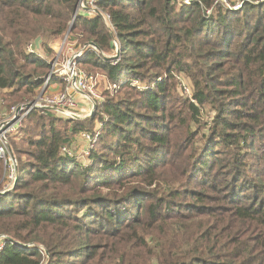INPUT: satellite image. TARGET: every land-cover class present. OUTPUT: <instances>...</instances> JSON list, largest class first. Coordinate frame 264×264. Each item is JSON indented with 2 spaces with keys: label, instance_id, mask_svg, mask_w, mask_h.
<instances>
[{
  "label": "trees",
  "instance_id": "1",
  "mask_svg": "<svg viewBox=\"0 0 264 264\" xmlns=\"http://www.w3.org/2000/svg\"><path fill=\"white\" fill-rule=\"evenodd\" d=\"M79 1L0 0V91L15 103L64 42L108 85L90 118L34 112L10 141L0 264H264V3L103 0L89 17ZM38 37L44 56L27 51ZM81 132L97 137L89 165L62 152Z\"/></svg>",
  "mask_w": 264,
  "mask_h": 264
},
{
  "label": "built area",
  "instance_id": "2",
  "mask_svg": "<svg viewBox=\"0 0 264 264\" xmlns=\"http://www.w3.org/2000/svg\"><path fill=\"white\" fill-rule=\"evenodd\" d=\"M103 0H82L78 10L88 12V16L98 15V5ZM183 4L190 6L193 0H182ZM225 9L239 11L243 4L231 3L229 0H221L219 3ZM78 11V12H79ZM207 16H211L213 8L204 9ZM102 17L107 26L112 28L111 16L107 13L102 14ZM65 42L56 52V56L52 61L51 74H60L63 76L64 90L57 93L49 91L50 76L47 78L44 86L39 89L35 98L31 101L10 106L5 111L1 112L0 119V160L3 162L4 170L3 177L0 183V194H5L14 189L18 180L19 160L11 149L10 141L17 138L24 127L25 120L34 112H40L43 115L50 111L56 114L58 118L69 121L73 119H87L93 116L98 105L104 101L103 96L97 90L98 78L95 75L88 74L84 70L77 67L76 61L82 56V51L69 48L71 51V58L68 59L67 65H59L58 58L63 54ZM116 51H119V45L115 44ZM28 52H36L35 44L31 43L27 46ZM181 89L186 95L192 96L193 87L190 80L185 76L179 78ZM1 104H4L2 102ZM63 111V112H61ZM79 137L88 142V149L85 155L88 157L90 150L97 141V137L87 133L81 132ZM62 152L74 155L71 148L65 147ZM5 236L0 237V253L7 245Z\"/></svg>",
  "mask_w": 264,
  "mask_h": 264
},
{
  "label": "rangeland",
  "instance_id": "3",
  "mask_svg": "<svg viewBox=\"0 0 264 264\" xmlns=\"http://www.w3.org/2000/svg\"><path fill=\"white\" fill-rule=\"evenodd\" d=\"M221 0H218L216 3H219ZM231 3H240V4H244V1L243 0H229ZM254 3H264V0H257V1H254ZM243 8V7H242ZM240 11V10H239ZM61 47V45H56L55 47V52L59 51V48ZM70 47H72L73 49H76V45H70ZM70 47H66V49L64 50L63 54L59 56L58 58V62H59V65L61 66L62 64H65V66L67 65V61L68 59H70L72 56H71V51L69 50ZM58 48V49H57ZM111 57V56H109ZM55 76V75H54ZM58 78H59V82L57 81L56 83H51L50 84V81H49V88L50 87H54L56 84H58L60 86V89L61 87H64V84H63V81H61L60 79H64L63 76H61L60 74L57 73L56 75ZM97 78H98V81H97V90L98 92L103 96V93H104V90L107 88V83L104 81L103 79V75H96ZM62 83V85H61ZM190 84H191V81H190ZM192 85V84H191ZM179 94L181 97L183 98H192V96H189V95H186L183 90L181 89L180 87V84H179V90H178ZM9 92L7 91H0V119H1V112L5 111L6 108H9V106H16L18 105L17 103L14 102V98L13 97H10L8 95ZM104 97V96H103ZM2 102H4V104H1ZM21 104V103H20ZM212 116L213 114L209 115V116H204V121H211L212 120ZM59 119V118H58ZM25 126V125H24ZM100 124L99 122H96V130L99 131L100 129ZM23 130H25L23 128ZM22 130V131H23ZM96 131V132H97ZM95 132V133H96ZM91 134V133H90ZM92 135V134H91ZM79 136V135H78ZM78 136H76V139L75 141L73 142V144L71 145L73 147V151H74V155L77 157L78 159V162L84 164V165H89V159L88 157L85 155V151L88 149L89 146H86L84 144V141L81 140ZM94 136V135H93ZM96 137V136H95ZM86 147V148H84ZM1 182V181H0Z\"/></svg>",
  "mask_w": 264,
  "mask_h": 264
},
{
  "label": "water",
  "instance_id": "4",
  "mask_svg": "<svg viewBox=\"0 0 264 264\" xmlns=\"http://www.w3.org/2000/svg\"><path fill=\"white\" fill-rule=\"evenodd\" d=\"M82 2V0H80V3ZM80 3H79V5H80ZM79 5H78V8H79ZM78 8H77V11H76V15L78 14ZM42 38L41 37H38L37 39H36V41H35V48H36V52L40 55V56H44L45 55V52H44V50H43V47H42ZM89 46H93V47H95L93 44H90ZM50 111L52 110V109H49ZM61 112H63V111H61Z\"/></svg>",
  "mask_w": 264,
  "mask_h": 264
},
{
  "label": "crops",
  "instance_id": "5",
  "mask_svg": "<svg viewBox=\"0 0 264 264\" xmlns=\"http://www.w3.org/2000/svg\"><path fill=\"white\" fill-rule=\"evenodd\" d=\"M58 49V48H57ZM103 79H104V81L106 82V79H105V77H103ZM61 81H62V79H61ZM64 84V83H63ZM61 85H62V83H61ZM62 90H64V87H61V89H60V86L58 85V84H56L54 87H50L49 88V91L50 92H52V93H57V92H59V91H62ZM79 137V136H78ZM80 138V137H79ZM81 140H83L84 141V144L86 145V146H88V142H86L84 139H82V138H80ZM72 149H73V147H71ZM84 148H86V147H84Z\"/></svg>",
  "mask_w": 264,
  "mask_h": 264
}]
</instances>
